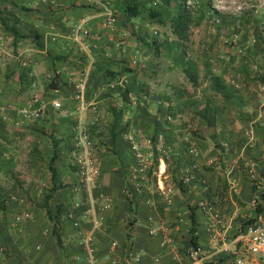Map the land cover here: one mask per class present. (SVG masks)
<instances>
[{
  "label": "crops",
  "instance_id": "obj_1",
  "mask_svg": "<svg viewBox=\"0 0 264 264\" xmlns=\"http://www.w3.org/2000/svg\"><path fill=\"white\" fill-rule=\"evenodd\" d=\"M160 3L0 0V141L23 137L26 125L49 128L56 154L53 181L44 171L41 182L45 193L56 186L48 214L40 206L45 193L30 192L33 202L0 205V264H84L85 234L102 264H111L109 258L123 264H231L234 254L264 264L237 238L247 215L264 226V205L260 211L252 205L263 200L264 88L250 84L243 62L211 69L192 64L175 45L166 52L169 36L156 30V18L165 20ZM127 4L135 14L126 12ZM149 7L157 16L146 13ZM80 22L87 31L78 32V41ZM155 44L156 72L150 60ZM121 66L131 70L114 76L111 71ZM45 72L54 76L51 94L59 106L47 103L44 115L23 116L19 108L29 93H40ZM83 72L88 75L82 96L75 98ZM155 74L156 83L149 80ZM118 85L128 89L125 100ZM197 87L210 96L194 97L189 90ZM164 99L170 101L166 122L155 116ZM129 133L140 147L143 136L156 138L155 179L154 170L144 179L133 176ZM80 135L89 139L93 158L87 181L71 157ZM52 141L42 148L53 150ZM166 153L175 162L167 163ZM188 205L196 221V259L185 254Z\"/></svg>",
  "mask_w": 264,
  "mask_h": 264
},
{
  "label": "rangeland",
  "instance_id": "obj_2",
  "mask_svg": "<svg viewBox=\"0 0 264 264\" xmlns=\"http://www.w3.org/2000/svg\"><path fill=\"white\" fill-rule=\"evenodd\" d=\"M160 2V5L164 6L162 9L164 11L165 20L158 22L156 30L160 33H166L169 36L170 42L166 43L168 44L165 49L166 52L173 49L175 45L182 56L189 58L192 64H196L199 67L208 66L211 69H213V67L214 69L222 66L226 67L232 64L241 66L243 62L250 75V84L254 87L259 84L258 87L262 86V88H264V0H183L184 9L192 17L186 32V37L183 40L178 39L171 32L169 27V21L170 18H172L171 15L174 14V10H176L178 0H160ZM158 56L159 49L154 52L153 48L150 60H152L151 67L155 68V72L160 63L158 61ZM82 71L83 70L78 73ZM44 75L43 77L45 78L42 79L43 84L40 85L41 90L38 91L40 93L31 92L27 95V99L36 96L43 106L35 117L44 115L46 113L47 103L51 104L52 99H57L52 96L54 95L53 93L51 94V92H53L51 90V82L54 76L50 77V72H45ZM81 75H79V77ZM87 75L88 72H86V78ZM156 77L158 76L155 74V77L153 76L149 80L156 83L158 81ZM160 79H162V76ZM180 84L183 87V84ZM118 86L122 87L121 85ZM199 89L200 87L193 88V90L190 89L189 92H193L196 98L199 96L198 99L210 96L209 91L207 93H202V96V90L199 91ZM46 90L47 94L45 93ZM45 94L46 97L44 98L43 96ZM110 96L112 97V95ZM158 107L160 110L155 113L156 118L159 116V120L166 122L170 117L165 119L163 114L164 111L168 112V108L163 110L161 105ZM117 112H120V110ZM189 112L191 113V111L188 110L187 114H189ZM76 123L79 122L76 121ZM25 128L27 130L25 131L26 134H23V137L15 135L16 139L10 143L0 141V205H4L8 200L14 202H33L30 192L34 191L37 194L45 193L44 189H46V186L43 187L44 185H42L41 182L44 180V171H47L49 175L51 174L48 163L52 150L50 147L48 150L42 147L44 141L53 140L50 137L47 138L50 129L45 128L37 130L38 128L29 125H26ZM99 130H102V128ZM147 136L150 137V135ZM76 138L78 141L75 140L74 145L77 146L76 149L72 151V159L77 162V158L82 156L83 148L81 144L83 140L84 144L87 145V154L93 162V158L90 155L89 139H83L81 135L76 136ZM154 140H156L155 137H153L152 141ZM36 143H38V146ZM52 145H55L53 141ZM156 156V154L155 157L153 155L152 163L147 167V171H145V174L149 175L150 171L154 170L155 172L151 173L154 179L158 175L157 166L154 165V162L157 161ZM164 160L167 163L175 162L172 155L169 153L165 154ZM75 167H77L76 163ZM34 183L36 184L34 185ZM158 189H160V187H158ZM252 205L255 206V203ZM246 218L248 219L250 217L247 215ZM188 233L189 236L190 234L195 235L194 232L189 231ZM194 247L198 249V246L190 242L189 245L185 247V254L187 255V251ZM199 254L200 252L198 249L197 257Z\"/></svg>",
  "mask_w": 264,
  "mask_h": 264
},
{
  "label": "built area",
  "instance_id": "obj_3",
  "mask_svg": "<svg viewBox=\"0 0 264 264\" xmlns=\"http://www.w3.org/2000/svg\"><path fill=\"white\" fill-rule=\"evenodd\" d=\"M111 15L108 14L107 22H112ZM82 25V22L75 28L74 35L76 40L78 39V32L81 30V32L85 33L87 29ZM86 72H83L82 75L78 78V81L74 85V94L73 96L75 98H81L82 96V89L84 88L85 82H86ZM51 104L54 107L59 106V101L57 99H52ZM170 105L169 100H163L161 103V106L163 107V110L167 109ZM42 104L40 103V100L36 98V96H32L29 99H27L19 108L20 113L23 116H35L39 113L40 109H42ZM165 119H168L170 117L169 112H165L163 114ZM158 118V117H157ZM127 139L131 142V147L134 152L135 157V169L133 172V176H139V178L144 179L146 174L145 171L149 165L152 163V158L154 155V151L156 149V145L154 141H152V137L150 136H143V147H140L138 145L137 138L134 137L133 134H125ZM154 144V145H153ZM83 148L82 156H79L80 158H77V169L78 173L83 176L84 180H89L90 174L92 171L93 162L91 158H89L87 154V145L84 144V141L82 140L81 144ZM264 201L262 200L260 204L264 205ZM93 221L95 218L93 217ZM151 231V230H150ZM237 238L238 239H244L246 242L247 250L252 253L256 254L257 256L264 258V226L258 219H253L250 222H244V224L239 228L237 231ZM90 240L89 234L83 235L82 243L84 244L85 249V257H84V264H102L100 260L94 255V252L92 248L89 246L88 241ZM115 242H111L112 245H114ZM2 250V246L0 245V252ZM198 255V249L197 248H191L189 251H187V257L190 259H196ZM108 262L111 264H123L122 260L120 258H109ZM231 264H248V259L242 255V254H234L231 259Z\"/></svg>",
  "mask_w": 264,
  "mask_h": 264
},
{
  "label": "trees",
  "instance_id": "obj_4",
  "mask_svg": "<svg viewBox=\"0 0 264 264\" xmlns=\"http://www.w3.org/2000/svg\"><path fill=\"white\" fill-rule=\"evenodd\" d=\"M168 2V1H167ZM179 5V6H178ZM135 7H131L127 4L126 7H125V10L127 13H131V14H135ZM166 9V8H165ZM146 13H148L149 16H157V12L153 9V8H147V11ZM172 18H170V21H169V27H170V30L171 32L180 40H183L185 39L186 37V32H187V29H188V26H189V23L191 22L192 20V17L190 16V14L184 9L183 7V0H178V4L176 5V10H174V14L171 15ZM156 20L158 22L161 21L160 18H156ZM9 29L12 30V32L14 31V26L13 25H10L8 26ZM154 48V52H156L157 50V47H156V44L155 46L153 47ZM131 70V68L129 66H121L119 67L118 69L116 70H113L111 71L112 74H115L114 76L116 75H119V74H122V73H126V72H129ZM110 72V73H111ZM127 87L126 86H118V92L121 96V98L123 100L126 99V95H127ZM153 139V137H152ZM53 147V150H52V153L49 157V163H48V168L51 172L50 174V178L54 179L55 177V174H56V171L54 169V167L51 165V162L53 160V158L55 157V152H54V146L52 145ZM59 185H63L62 183H60ZM56 186L55 185H51L50 188H49V192L45 193L43 195V198H42V202L40 203V206L43 207L45 209V212L48 214L49 213V209L46 207L47 206V199L48 197L50 196V193L51 191L55 188ZM262 199L264 201V190L262 191ZM129 202V200H128ZM264 203V202H263ZM188 212H187V216H188V219L190 221V228H189V231L190 232H194L195 230V224H196V221H195V218H194V215H193V212H192V206L188 205ZM56 209H58V207L56 206ZM254 209L255 211H260L261 210V206H260V202L257 201L255 203V206H254ZM262 209H264V206H262ZM55 216H53L51 218L52 220V233L54 234L55 236V239H56V242L58 244V246L60 247V237H59V234L57 232V226H56V219L54 218ZM254 219V217H250L248 219L245 220V222H250ZM189 239H190V242L192 244L195 245V235L193 234H190L189 236Z\"/></svg>",
  "mask_w": 264,
  "mask_h": 264
}]
</instances>
